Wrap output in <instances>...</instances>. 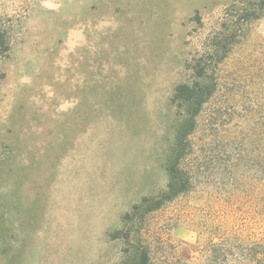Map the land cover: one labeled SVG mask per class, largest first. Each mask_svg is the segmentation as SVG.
Segmentation results:
<instances>
[{"label": "rangeland", "instance_id": "obj_1", "mask_svg": "<svg viewBox=\"0 0 264 264\" xmlns=\"http://www.w3.org/2000/svg\"><path fill=\"white\" fill-rule=\"evenodd\" d=\"M239 4L0 0V264H114L121 216L165 183L147 130L184 60ZM94 84L125 96L143 134L106 112L83 122ZM263 112L264 19L219 68L193 137L194 190L147 218L154 264L200 259L240 228V129Z\"/></svg>", "mask_w": 264, "mask_h": 264}, {"label": "trees", "instance_id": "obj_2", "mask_svg": "<svg viewBox=\"0 0 264 264\" xmlns=\"http://www.w3.org/2000/svg\"><path fill=\"white\" fill-rule=\"evenodd\" d=\"M263 19L264 0H240L234 14L224 17L184 60L167 103L154 115L153 130H147L160 136L151 159L164 173V187L146 192L121 216V227L111 233V240L121 247L114 264H154L147 218L194 190L198 169L192 162L193 137L217 91L219 68L239 43L250 40L253 24ZM83 93L79 104L83 122L106 112L125 133L143 134L142 127H133L135 111L124 95L100 93L96 84L85 85ZM141 113L148 114L144 109ZM246 121L240 129V228L229 226L222 238L209 239L200 259L187 264H264V112L256 121Z\"/></svg>", "mask_w": 264, "mask_h": 264}]
</instances>
